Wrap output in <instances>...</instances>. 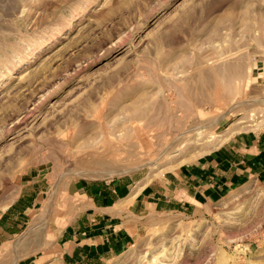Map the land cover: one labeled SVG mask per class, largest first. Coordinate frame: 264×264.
<instances>
[{
  "label": "rangeland",
  "instance_id": "1",
  "mask_svg": "<svg viewBox=\"0 0 264 264\" xmlns=\"http://www.w3.org/2000/svg\"><path fill=\"white\" fill-rule=\"evenodd\" d=\"M258 138L264 0H0V264L78 261L81 183L132 235L83 264H264Z\"/></svg>",
  "mask_w": 264,
  "mask_h": 264
},
{
  "label": "crops",
  "instance_id": "2",
  "mask_svg": "<svg viewBox=\"0 0 264 264\" xmlns=\"http://www.w3.org/2000/svg\"><path fill=\"white\" fill-rule=\"evenodd\" d=\"M253 147L257 150L258 154L260 153V156H263V162H260L259 157L256 158V161L259 162V165L264 166V138L256 139ZM222 161L225 160L222 159ZM222 161L221 159L219 160L218 171L213 174L215 177H209L207 171L201 170L199 175L192 177V185H190L192 189L187 190V192L184 191L182 194L199 204H203L205 199L210 196L213 185L217 184L219 192L227 189L225 187L227 179L224 171L226 169L223 170L222 168L226 166V164ZM189 183L191 184V182ZM127 189L128 190H126L125 185L122 183L110 187H94V185L88 187V185L81 183V185L72 188L71 191L75 195L84 198L88 206L87 208L85 207L86 209L77 215L74 220L76 242H70L75 245V249L72 255L67 253V256L71 259L77 258L78 261H72L73 264H83V256H85L87 252L93 256L91 260H94V255L96 256L95 260L99 258L101 260L103 256L112 255L114 252L121 251L129 245L132 235L129 233V229L126 227L125 223H122V221L117 225L112 223L123 214H126V212H123L121 209L116 211L115 207L121 199L125 200V197L130 192V188ZM114 190L117 191L116 197L122 198H117L118 200H115ZM145 197L146 193L140 195L139 202H141V198ZM3 214V212L0 214V237L4 235L5 230L4 224L2 223ZM69 246L70 248L72 247V245ZM64 253L66 254V252ZM64 258H66V256L62 254L60 258L62 261L60 264H66Z\"/></svg>",
  "mask_w": 264,
  "mask_h": 264
},
{
  "label": "bare ground",
  "instance_id": "3",
  "mask_svg": "<svg viewBox=\"0 0 264 264\" xmlns=\"http://www.w3.org/2000/svg\"><path fill=\"white\" fill-rule=\"evenodd\" d=\"M254 100V99H253Z\"/></svg>",
  "mask_w": 264,
  "mask_h": 264
}]
</instances>
